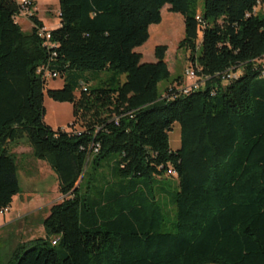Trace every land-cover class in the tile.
Instances as JSON below:
<instances>
[{"label":"trees","instance_id":"16d2710c","mask_svg":"<svg viewBox=\"0 0 264 264\" xmlns=\"http://www.w3.org/2000/svg\"><path fill=\"white\" fill-rule=\"evenodd\" d=\"M29 1L24 35L22 5L0 0V209L21 193L10 151L21 140L64 199L42 220L46 240L8 264H264V0H203L202 12L199 0H58L52 47ZM165 6L183 18L178 50L205 79L187 95L179 77L159 94L167 46L154 63L135 51ZM41 66L64 87L45 91ZM86 71L110 76L76 96ZM45 92L72 106L79 131L45 125Z\"/></svg>","mask_w":264,"mask_h":264},{"label":"rangeland","instance_id":"374dc122","mask_svg":"<svg viewBox=\"0 0 264 264\" xmlns=\"http://www.w3.org/2000/svg\"><path fill=\"white\" fill-rule=\"evenodd\" d=\"M22 1L23 0H17L19 4H21ZM165 7L161 10L164 22L166 15H168V17L173 15L176 18V22H172L171 18H168V21H166L164 26L165 28L162 31L157 32V36L159 37L157 38V41L160 40L162 41L161 43L157 44V42L148 41L137 50V53L142 55L143 63H154L155 47L161 45L167 46L168 50L165 61L172 74L171 79L168 82H162L159 84L158 89L161 96L164 94L165 89L178 77L181 79V86L187 85L189 81L185 76V70L190 68L188 54L182 50H178V44L183 36V18L178 14L168 12ZM198 10L200 12L203 11V0H199ZM256 10H258V8ZM259 10L263 11L264 6H260ZM33 12L38 20L40 19L44 22L45 27L48 30H54L58 27V0H34ZM26 13L28 12H22L16 18V22L19 25L21 32L24 35H29L32 31V23ZM169 27L175 30L173 35L170 33ZM260 62H264V59ZM70 74L72 73H69L68 75ZM76 74L80 78L79 86L75 92L76 96L79 95L80 90L86 89L87 87H101V82L110 76V73L108 72L93 71ZM94 77H98V79L93 81L92 78ZM65 78L66 77H58L57 79L49 80L45 91L48 89H62L65 84ZM124 79L125 77L122 78L123 81ZM86 80H89V82L84 83ZM44 109L43 121L45 125L53 131L61 130L70 133L80 130L78 126L75 128L73 127L74 117L72 106L70 104L54 102L45 92ZM169 144L173 151L178 150L180 147V130L178 124H175L169 133ZM10 151L13 154H18V180L21 188V196H16L9 207V211L4 216H0V225H3L4 222L14 220L21 214L28 213V211L32 212V214L28 215L27 218H21L19 221L15 222L12 227L6 229L4 235L5 238H1V240H3L0 242V264H8L11 255L8 254L9 251H11L10 249H12L13 252L19 246L24 247V250L26 251L36 247L40 244L41 240H46L45 231L42 225L39 226V224L47 213V210L52 205L58 204L64 199L59 195L56 188L57 182L55 183V175L46 163L42 161H39L40 163H38L37 160L33 159L31 149L26 140H21L16 144L10 145ZM21 154L24 157H22Z\"/></svg>","mask_w":264,"mask_h":264},{"label":"built area","instance_id":"2783aa9c","mask_svg":"<svg viewBox=\"0 0 264 264\" xmlns=\"http://www.w3.org/2000/svg\"><path fill=\"white\" fill-rule=\"evenodd\" d=\"M21 5L23 7V11L22 12H28L26 14L30 17L31 13L27 9V7L30 5V1L29 0H23L21 2ZM196 20L199 23H201V19H200L199 16L196 17ZM49 32L50 31L47 30L44 27L38 31V36L44 40V45L46 47H52V46H50V44L48 42L49 39H50ZM37 73L39 75H41L42 78L44 80H46V81L54 80V79L58 78V75L56 73H53V72L49 71V66H41V67H39ZM240 75H241V73L239 71L234 73V74L233 73H228L225 76V80H226L225 82H228L232 78H237ZM185 76L188 78L189 83L187 85H184V86L175 87L176 90L178 91V93H181L183 95H187L190 92L198 91V90H201L203 88L205 79L199 77L198 72H197L196 69H194L192 67L187 68L185 70ZM174 96H176V95H174ZM169 174L172 175L173 173L169 172ZM8 211H9V208L0 209V216H4ZM51 244L54 246L56 244V241H52Z\"/></svg>","mask_w":264,"mask_h":264},{"label":"crops","instance_id":"0c3cea01","mask_svg":"<svg viewBox=\"0 0 264 264\" xmlns=\"http://www.w3.org/2000/svg\"><path fill=\"white\" fill-rule=\"evenodd\" d=\"M165 9H167L168 10V12H169V6H166L165 7ZM161 17H162V14H161ZM167 18V19H166ZM168 18H171V20H172V22H176V18L173 16V15H171V17H168V15H166V17H165V22H164V17L162 18V21H161V24L160 25H153V26H150L149 27V41H154V42H157V44H159V43H161L162 41H157V38H159L158 36H157V32L158 31H162L165 27V23H166V21H168ZM39 21L40 22H42L40 19H39ZM43 23V25H44V28H46L45 27V24H44V22H42ZM178 23V22H177ZM59 26V25H58ZM47 29V28H46ZM48 30V29H47ZM169 30H170V33L173 35L174 34V31L175 30H173V29H171L170 27H169ZM183 30H184V24H183ZM50 31V30H49ZM157 36V37H156ZM182 39H183V36H182ZM181 41V40H180ZM137 50L138 49H136L135 51L137 52ZM170 71V70H169ZM170 73H171V71H170ZM172 74V73H171ZM18 155V154H17ZM21 156H22V154H21ZM22 157H24V156H22ZM38 163H40L39 161H38ZM57 182V180L55 181V183ZM56 188H57V183H56ZM21 196V194H19L17 197H20ZM16 198V197H15ZM63 198V197H62ZM21 201V200H20ZM49 210V209H48ZM48 210H47V213L45 214V216H44V218L43 219H45L47 216H48ZM30 214H32V212H29L28 211V213H24V214H21L18 218H16V219H14V220H12V221H7V222H4V224L3 225H0V242L3 240H1V238H5V231H6V229H8V228H10V227H12L13 226V224L15 223V222H17V221H19L21 218H27L28 217V215H30ZM42 219V220H43ZM40 225H42V221H41V223L39 224V226ZM11 251H9V255L12 253V249H10Z\"/></svg>","mask_w":264,"mask_h":264}]
</instances>
